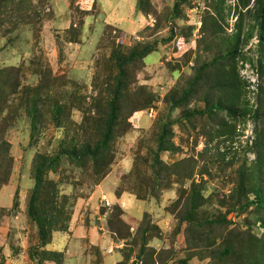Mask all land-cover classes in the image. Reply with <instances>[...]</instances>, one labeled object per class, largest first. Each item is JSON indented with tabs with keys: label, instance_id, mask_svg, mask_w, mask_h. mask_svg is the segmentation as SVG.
I'll list each match as a JSON object with an SVG mask.
<instances>
[{
	"label": "rangeland",
	"instance_id": "obj_1",
	"mask_svg": "<svg viewBox=\"0 0 264 264\" xmlns=\"http://www.w3.org/2000/svg\"><path fill=\"white\" fill-rule=\"evenodd\" d=\"M141 4L0 0V264H264V19L254 0ZM120 83L105 174L45 172L68 204L43 241L39 156L98 143Z\"/></svg>",
	"mask_w": 264,
	"mask_h": 264
},
{
	"label": "trees",
	"instance_id": "obj_2",
	"mask_svg": "<svg viewBox=\"0 0 264 264\" xmlns=\"http://www.w3.org/2000/svg\"><path fill=\"white\" fill-rule=\"evenodd\" d=\"M254 2V6H256V17L264 19V0H254ZM138 6L139 9L142 10L141 0H138ZM154 47L155 46L153 44H149L146 46H141L136 50L133 49L130 51L129 57L121 55L120 53L114 55L119 75H126L125 67L128 62L141 60L142 57L153 51ZM231 52L235 53V50ZM120 85L121 83L116 87V90L114 91V97L108 102V120L104 127L103 138L98 143L92 145L89 141H84L80 145H72L66 149L61 148V150L52 157L39 156V160L35 169V185L28 204V213L36 220L37 224L39 225V232L43 241H46L49 238V235L53 229H57L58 227L59 229L65 230L67 228L64 223L66 218L64 220L63 216L67 214V211H65V206L68 204L67 200L65 199H61L60 202L57 201V190L54 187L55 185L53 186V182L49 181L45 177V172L47 169L59 165L58 163L62 157H65L83 168L87 167V165L91 162L95 173L98 175L94 179V183L99 179V175L105 174L104 169L109 164V151H107V143L111 135V124L116 122L118 118ZM2 93L3 92H0V103L2 101ZM224 108L228 109L233 114L235 113L234 109L231 107ZM256 147L262 151L263 162H261V167H264V129L263 132L259 134V140L256 141ZM260 177L264 180V172ZM262 187H264V184L255 187L252 191L248 190V193L253 194V198L249 200L250 203H255L257 206H262L264 204V194L262 192ZM45 205H48L51 209L45 207ZM57 224L59 225L57 226Z\"/></svg>",
	"mask_w": 264,
	"mask_h": 264
}]
</instances>
